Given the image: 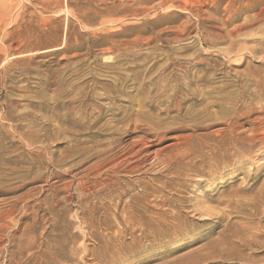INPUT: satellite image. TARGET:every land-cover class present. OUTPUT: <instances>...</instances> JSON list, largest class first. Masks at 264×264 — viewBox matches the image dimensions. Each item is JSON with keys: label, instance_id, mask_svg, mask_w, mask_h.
<instances>
[{"label": "rangeland", "instance_id": "374dc122", "mask_svg": "<svg viewBox=\"0 0 264 264\" xmlns=\"http://www.w3.org/2000/svg\"><path fill=\"white\" fill-rule=\"evenodd\" d=\"M262 36L264 0H0V264H264Z\"/></svg>", "mask_w": 264, "mask_h": 264}, {"label": "bare ground", "instance_id": "6f19581e", "mask_svg": "<svg viewBox=\"0 0 264 264\" xmlns=\"http://www.w3.org/2000/svg\"><path fill=\"white\" fill-rule=\"evenodd\" d=\"M256 17H260V13H258L256 15ZM256 42L260 46V50L258 52H260V53L264 52V37L260 41H256ZM250 52L251 53H255L257 51L255 49H251ZM262 64H264V60L262 61ZM182 78L186 79L185 83H184L185 84L184 88L186 89V91L187 90L190 91L191 94L193 93L192 86L194 85L195 82L202 80V81H205V83H207V81H208V79H206L204 76H202V77L200 76V79L197 80L195 76H192V74L188 75V71L184 72V75H183ZM161 81L164 84H161V85H159V87L157 86L155 88L156 89L155 90V95L152 96L153 98L151 100L147 101L146 97H142L138 101V110H135L132 113L133 114V117H132L133 119H131V118H127L126 119L125 117H122V118H116L115 121L122 123V122H125V121H130V119H131L129 128L136 129L139 126H144L148 131L151 130V133L155 134L156 137H158L159 139H162L164 137V129H165L164 119L159 118L158 114H150L149 115V112L150 111H159L160 113H164V114H168L170 112H176L178 114L177 117L181 116L182 114H184L183 116H187L188 113H191L190 112L191 110H184V108L182 107V104L185 103L186 98L188 100H190L188 98L189 96L191 97V100L194 99V98H193V95H191V94L186 92L189 95L187 97V95L184 92H182V89H181L182 86L180 87L176 83L174 85H170V81H169L168 78H166V76L161 78ZM145 107H147V111L145 109H143ZM103 127L107 128L108 126L105 124V125H103ZM117 130L118 129L115 128V127L109 129L110 133H112V134L117 133ZM105 143H109L110 144V141L105 139L104 140V144ZM112 151H113L112 148H108L107 147V148H105V149L100 151L99 156L107 157V156H109L112 153ZM110 163H113V162L111 160H107V162L103 163L102 166H107ZM129 220H130L129 217H127V215H126L125 218L122 219V222H120V224H122L123 222L131 224V222ZM119 230H121V229H119Z\"/></svg>", "mask_w": 264, "mask_h": 264}]
</instances>
